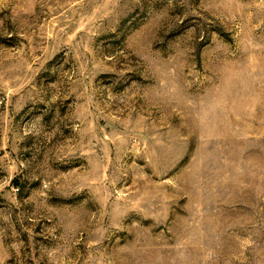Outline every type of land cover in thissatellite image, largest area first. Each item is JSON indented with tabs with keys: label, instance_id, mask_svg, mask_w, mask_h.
I'll return each instance as SVG.
<instances>
[{
	"label": "rangeland",
	"instance_id": "374dc122",
	"mask_svg": "<svg viewBox=\"0 0 264 264\" xmlns=\"http://www.w3.org/2000/svg\"><path fill=\"white\" fill-rule=\"evenodd\" d=\"M0 264H264V0H0Z\"/></svg>",
	"mask_w": 264,
	"mask_h": 264
}]
</instances>
